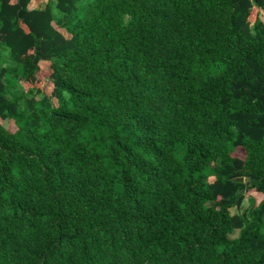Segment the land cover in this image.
<instances>
[{"label":"trees","instance_id":"1","mask_svg":"<svg viewBox=\"0 0 264 264\" xmlns=\"http://www.w3.org/2000/svg\"><path fill=\"white\" fill-rule=\"evenodd\" d=\"M32 1L0 0V264H264V0Z\"/></svg>","mask_w":264,"mask_h":264},{"label":"rangeland","instance_id":"2","mask_svg":"<svg viewBox=\"0 0 264 264\" xmlns=\"http://www.w3.org/2000/svg\"><path fill=\"white\" fill-rule=\"evenodd\" d=\"M44 2H45V0H35V1H32L31 3H30V8H36V7H40L42 4H44ZM259 16H260V18L264 21V13H262V12H259ZM3 63L4 64H10L11 62H10V58H9V56L8 55H5L4 57H3ZM23 83V82H22ZM23 85H24V83H23ZM10 121L8 120V121H4L3 123L5 124V125H8V123H9ZM10 127L11 128H13L11 125H10ZM242 152L238 149L237 151H236V154H241ZM248 205V200L247 199H244V201H243V204H242V208H244V207H246ZM239 210L237 209V208H235V207H232V208H230V212L233 214V213H237ZM238 234H239V230H235L234 232H232L229 236H230V238H235V237H237L238 236Z\"/></svg>","mask_w":264,"mask_h":264}]
</instances>
